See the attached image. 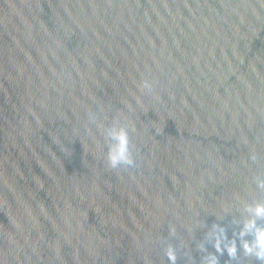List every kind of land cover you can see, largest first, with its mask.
I'll use <instances>...</instances> for the list:
<instances>
[{
  "label": "water",
  "instance_id": "95a60500",
  "mask_svg": "<svg viewBox=\"0 0 264 264\" xmlns=\"http://www.w3.org/2000/svg\"><path fill=\"white\" fill-rule=\"evenodd\" d=\"M257 205L264 0H0V264H264Z\"/></svg>",
  "mask_w": 264,
  "mask_h": 264
},
{
  "label": "clouds",
  "instance_id": "9594fccd",
  "mask_svg": "<svg viewBox=\"0 0 264 264\" xmlns=\"http://www.w3.org/2000/svg\"><path fill=\"white\" fill-rule=\"evenodd\" d=\"M118 144L114 151L110 154V159L113 165L120 162H130L128 158V136L127 133L121 130L119 133L114 134ZM254 217L264 218V205H257L254 209ZM254 234V240L252 242L245 241L244 249L249 254H254L256 258L264 260V227H257V220L255 218L249 219L244 224V229L241 232V236ZM231 254H235L236 247L233 245L229 248ZM174 259V257H173Z\"/></svg>",
  "mask_w": 264,
  "mask_h": 264
}]
</instances>
